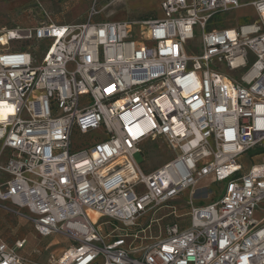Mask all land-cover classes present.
<instances>
[{"label":"built area","instance_id":"1","mask_svg":"<svg viewBox=\"0 0 264 264\" xmlns=\"http://www.w3.org/2000/svg\"><path fill=\"white\" fill-rule=\"evenodd\" d=\"M243 5L159 0V19L0 31V203L69 239L54 264H264V0L251 22L212 21ZM157 139L174 155L145 172L133 156ZM209 176L222 190L204 203ZM184 194L185 224L141 235ZM25 244L0 237V264H38Z\"/></svg>","mask_w":264,"mask_h":264},{"label":"rangeland","instance_id":"2","mask_svg":"<svg viewBox=\"0 0 264 264\" xmlns=\"http://www.w3.org/2000/svg\"><path fill=\"white\" fill-rule=\"evenodd\" d=\"M250 1L240 0V3L244 4L241 8L217 15L212 21L216 26L233 27L255 20V11L247 5ZM90 14L93 15L90 17ZM161 16L159 0H0V31L3 28H12L16 25L34 26L45 21L46 18L56 23H83L88 18L98 22L143 20ZM134 29L136 32L134 37L138 39V30H144V28L140 29L136 26ZM199 39V34L195 33V37L187 43L189 56L200 52ZM31 45L35 48L33 49L35 56L39 58L43 50V43L40 44V47L36 43H31ZM223 71L231 75L224 68ZM75 140L77 142L81 140L78 134L75 135ZM142 150L143 154H135L133 158L145 172L157 169L174 155L161 139L145 143ZM241 162L245 167L250 165L248 156L242 157ZM196 188L198 197L204 198V203H207L217 199L221 193L222 184L213 182L209 176L199 181ZM186 200L187 194H184L180 200L148 212L142 222L143 224L151 223V229L141 235L154 237L163 231L166 224L173 221H181L182 224H185L188 220L184 215L188 211ZM3 206H7V204L0 203V237L3 241L12 246L16 239L24 238L26 244L22 250L23 254L38 264H54L70 244L69 239L58 233L47 237L39 236L33 230L26 210H19V214H17L4 209ZM172 211L175 212V215L171 213Z\"/></svg>","mask_w":264,"mask_h":264},{"label":"bare ground","instance_id":"3","mask_svg":"<svg viewBox=\"0 0 264 264\" xmlns=\"http://www.w3.org/2000/svg\"><path fill=\"white\" fill-rule=\"evenodd\" d=\"M88 215H89V217H90L92 220H94L95 217H96V214H95L94 212H91V211L88 212Z\"/></svg>","mask_w":264,"mask_h":264},{"label":"crops","instance_id":"4","mask_svg":"<svg viewBox=\"0 0 264 264\" xmlns=\"http://www.w3.org/2000/svg\"><path fill=\"white\" fill-rule=\"evenodd\" d=\"M149 12V11H148ZM161 17H156V18H149V19H159ZM60 23H71V22H60Z\"/></svg>","mask_w":264,"mask_h":264},{"label":"trees","instance_id":"5","mask_svg":"<svg viewBox=\"0 0 264 264\" xmlns=\"http://www.w3.org/2000/svg\"><path fill=\"white\" fill-rule=\"evenodd\" d=\"M143 20H146V19H143ZM27 45V43H24L23 46Z\"/></svg>","mask_w":264,"mask_h":264}]
</instances>
